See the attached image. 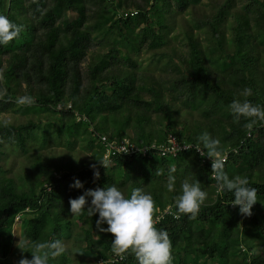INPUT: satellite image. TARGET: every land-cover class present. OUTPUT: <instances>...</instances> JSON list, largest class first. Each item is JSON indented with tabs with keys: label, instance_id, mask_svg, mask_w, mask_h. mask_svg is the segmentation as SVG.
<instances>
[{
	"label": "trees",
	"instance_id": "trees-1",
	"mask_svg": "<svg viewBox=\"0 0 264 264\" xmlns=\"http://www.w3.org/2000/svg\"><path fill=\"white\" fill-rule=\"evenodd\" d=\"M0 15L21 26L0 45V264L31 259L32 243L52 239L71 247L49 264H137L131 252L111 260L113 234L87 215L91 197L85 212H69L70 198L112 184L151 194L171 264H264V122L246 128L229 109L264 106V0H0ZM205 131L229 153L225 173L256 189L250 215L217 191L195 148L104 162L100 136L144 148L173 134L193 146ZM79 149L89 160L75 158ZM75 178L82 188L69 186ZM185 178L206 192L194 218L174 204Z\"/></svg>",
	"mask_w": 264,
	"mask_h": 264
},
{
	"label": "clouds",
	"instance_id": "clouds-1",
	"mask_svg": "<svg viewBox=\"0 0 264 264\" xmlns=\"http://www.w3.org/2000/svg\"><path fill=\"white\" fill-rule=\"evenodd\" d=\"M20 30L21 26L0 15V45L7 44L18 36ZM250 94L251 89L247 87L241 92V96L245 97ZM17 103L30 104L32 98L19 96ZM229 109L234 121H239L241 117L248 121L244 125L246 128H250L256 119L264 122V106L253 104L247 99L233 100ZM249 118L254 119L249 120ZM196 139L197 143L193 145L195 150L201 156L211 158V169L218 185L217 191L230 192L231 204L239 206L241 214L250 215L252 206L257 201L256 189L248 185L246 178L239 176L230 178L225 173L224 159L218 149V139L210 136L206 131L199 134ZM102 164L105 166L104 163ZM90 167L94 170V177L98 178L100 173L96 170V165ZM174 172L175 167L171 166L166 185L169 191H172L175 185ZM156 174H160L159 170ZM69 186L82 188L83 183L75 178ZM86 197H91L90 206L86 210L87 215L93 216L98 213L96 228L100 232L113 234L111 251L114 255L123 258V254L131 252L137 264H171V241L166 230L154 226V201L150 193L135 187L130 195L126 196L114 184L105 188L88 189L84 194L69 199V212L72 215L85 212ZM205 198L206 192L201 189L200 182L185 178L180 183V192L174 198V204L178 213L190 214V218H194ZM104 224H107L106 228L103 227ZM66 251V245L60 239L34 242L31 250H28L32 254L31 259L22 257L18 264H49L50 260Z\"/></svg>",
	"mask_w": 264,
	"mask_h": 264
},
{
	"label": "built area",
	"instance_id": "built-area-1",
	"mask_svg": "<svg viewBox=\"0 0 264 264\" xmlns=\"http://www.w3.org/2000/svg\"><path fill=\"white\" fill-rule=\"evenodd\" d=\"M100 142L104 149V162L105 164H108L111 162L112 158L116 156H136V155H142L146 156L150 152L156 151L160 154V156L163 157H176L179 153L183 151L190 150L191 148H194L191 144L180 142L177 137L173 134H169L167 141L165 144L162 145H156L152 144L151 146H147L144 148H140L130 142L129 139H123V140H110L106 136H100ZM197 152V151H196ZM200 154L199 152H197ZM229 153L226 152L222 155L224 159V163L228 160ZM205 162L211 163V158L203 156ZM215 176V175H213ZM172 210L171 208H167L162 214L161 217H163L165 214H171ZM122 258L120 256L115 255L111 260H121ZM93 264H105L103 260H98L96 263Z\"/></svg>",
	"mask_w": 264,
	"mask_h": 264
},
{
	"label": "rangeland",
	"instance_id": "rangeland-1",
	"mask_svg": "<svg viewBox=\"0 0 264 264\" xmlns=\"http://www.w3.org/2000/svg\"><path fill=\"white\" fill-rule=\"evenodd\" d=\"M77 147L80 148L79 145H78ZM83 148H84V147H83ZM65 153H66V150H65L64 147L56 148V149L53 150V154H54L55 156H59V155H61V154H65ZM89 157H90V153H89V152H86V151H82V152H80V149H79V151L77 152V155H75V158H76V159H79V160H81V159H87V160H89ZM65 245H66V247H71V243H70V242L65 243Z\"/></svg>",
	"mask_w": 264,
	"mask_h": 264
}]
</instances>
